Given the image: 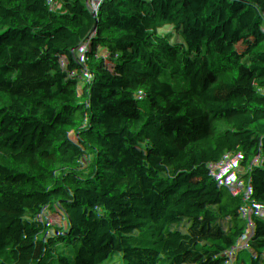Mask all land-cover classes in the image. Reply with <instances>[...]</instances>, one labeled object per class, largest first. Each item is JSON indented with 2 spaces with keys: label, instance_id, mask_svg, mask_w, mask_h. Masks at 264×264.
<instances>
[{
  "label": "trees",
  "instance_id": "obj_1",
  "mask_svg": "<svg viewBox=\"0 0 264 264\" xmlns=\"http://www.w3.org/2000/svg\"><path fill=\"white\" fill-rule=\"evenodd\" d=\"M159 3L93 0L120 70L76 0H0V264H264V0ZM48 103L69 119L55 148Z\"/></svg>",
  "mask_w": 264,
  "mask_h": 264
},
{
  "label": "built area",
  "instance_id": "obj_2",
  "mask_svg": "<svg viewBox=\"0 0 264 264\" xmlns=\"http://www.w3.org/2000/svg\"><path fill=\"white\" fill-rule=\"evenodd\" d=\"M93 5H94L93 0L87 1L86 11L89 14L93 10ZM73 17L77 23L78 28L84 32L90 44H94L95 46H97L100 42H103V44L108 49L109 54L118 61V68L120 70L128 68L126 62L124 61L121 55L119 48L116 47L115 45H112L109 41H107L104 38V35L100 32L98 28H97L98 35L95 36L94 30L89 24L88 20L86 19V17H84L78 12L77 8L74 11ZM203 70H207V71L219 70V71L227 73L228 68L224 64L219 63V64H207L203 67ZM59 90L60 91L64 90V87H60ZM35 92L38 94H42L44 93V90H42L41 88H37ZM238 113H239L238 110H235L232 108L212 109L210 113L208 114V116L204 119V122L206 123V125L218 124L220 122L231 120ZM199 118H200V115L194 117L193 115L185 112L183 115L184 126L188 129L196 126V123L199 120ZM68 121H69L68 117L61 116V115L55 116L49 121L46 127L45 136L51 145L57 147L59 137L62 134V132L65 130L68 124ZM8 137L11 140L14 139V135L11 131L8 132ZM47 181H48V173H44L34 183V186H35L37 195L40 198V203L38 204L37 209L42 213L49 214L52 212L53 207L51 203L49 202ZM24 196H25V193L22 192V197ZM99 225L102 226V224H99Z\"/></svg>",
  "mask_w": 264,
  "mask_h": 264
},
{
  "label": "rangeland",
  "instance_id": "obj_3",
  "mask_svg": "<svg viewBox=\"0 0 264 264\" xmlns=\"http://www.w3.org/2000/svg\"><path fill=\"white\" fill-rule=\"evenodd\" d=\"M154 10H155V14L156 17H160L162 15V6L159 3V0H154ZM189 12L191 13V9L187 10H177L174 12V15L177 19H179L180 21H182L184 24L186 25H192L195 21V19L193 17H191V15L189 14ZM224 85L226 86V88L224 89L225 91L229 92L231 90V88L234 89H239V87L235 86L234 84H232L231 82L227 84H225V82H223ZM44 108L47 110V112L49 113L50 118L54 117L57 113V111H55V108L53 106L52 103H48L44 106ZM96 123L98 124V126L102 129L107 131V127L104 121V118L97 116L95 118ZM255 127L256 130H258L260 132V130L258 129V125L254 124L253 125ZM53 146V145H52ZM55 147V146H54ZM138 173H141V170H138Z\"/></svg>",
  "mask_w": 264,
  "mask_h": 264
},
{
  "label": "water",
  "instance_id": "obj_4",
  "mask_svg": "<svg viewBox=\"0 0 264 264\" xmlns=\"http://www.w3.org/2000/svg\"><path fill=\"white\" fill-rule=\"evenodd\" d=\"M76 8L78 10V12L83 15L84 17H86V19L88 20L89 24L91 25V27L94 30L95 36L98 35V30L97 27L95 26V24L93 23L90 14L86 11L85 8H83L82 6V0H76ZM54 147V146H53ZM55 148V147H54Z\"/></svg>",
  "mask_w": 264,
  "mask_h": 264
},
{
  "label": "crops",
  "instance_id": "obj_5",
  "mask_svg": "<svg viewBox=\"0 0 264 264\" xmlns=\"http://www.w3.org/2000/svg\"><path fill=\"white\" fill-rule=\"evenodd\" d=\"M88 0H82V6L86 9Z\"/></svg>",
  "mask_w": 264,
  "mask_h": 264
}]
</instances>
